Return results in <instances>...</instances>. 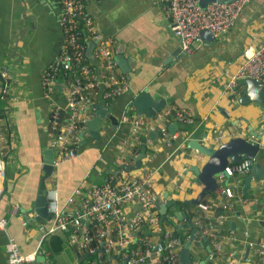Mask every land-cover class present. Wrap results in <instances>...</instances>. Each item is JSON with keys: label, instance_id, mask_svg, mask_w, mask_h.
<instances>
[{"label": "crops", "instance_id": "1", "mask_svg": "<svg viewBox=\"0 0 264 264\" xmlns=\"http://www.w3.org/2000/svg\"><path fill=\"white\" fill-rule=\"evenodd\" d=\"M87 5L102 33L115 39L116 54L123 53L126 72L119 67L131 91L109 101L100 99L95 105L106 107L115 119H105L98 138L86 133L77 156L55 165L48 189L57 191L60 207L67 205V199L78 187L85 197L93 186L123 170L139 174V168L129 171L121 166L135 165L134 157L141 151L144 139L147 149L142 164L154 170L157 200L166 203L173 199L177 210L185 209L186 205L178 204L194 199L202 190L192 168L200 167L208 156L189 146L193 139L218 147L238 135L249 139H256L253 137L258 135L261 147L254 166L258 161L261 168L257 172L261 174L264 107L256 101L240 102L247 92L244 81L241 80L234 98L227 84L230 74L244 62L243 53L252 36L258 43L264 35V0H247L235 26L227 34L211 39L200 35L192 54L182 51L160 0H87ZM60 15L61 7L56 0H0V129L5 130L7 138L4 148L7 175L0 199V216L8 219L7 229L0 231V264H10L9 237L18 242L24 253L36 254L34 264H42L37 259L41 254L46 257L45 264H84L92 255H97L100 264L114 259L78 251L71 241L72 226L44 234L39 225L46 220L29 221L30 227L26 228L21 217L11 213L14 206H19L23 218L25 213L35 214L34 204L44 174V154L50 148L44 129L51 106L44 96L42 75L63 39ZM4 79L9 87L8 93L2 96ZM144 89L151 92L161 109L187 110L194 119L193 124L171 122L168 131L172 136L167 139L160 132L147 129L134 134L132 120L141 113L132 102ZM52 95L58 104L65 105L62 79L56 83ZM97 110L95 107L94 116ZM161 126L158 124V129ZM218 130L224 131L219 140L216 139ZM149 155H153L151 160ZM245 178L242 177L241 191L248 200L238 203L221 226L224 232L237 236L228 246L237 264L256 261L258 244L264 238V176L254 177L247 190H244ZM209 198L208 195L206 200ZM137 209L136 203L126 206L130 213ZM187 209L188 213L198 210L197 205ZM166 215L169 218L175 214L168 209ZM167 222L182 244L191 237L192 228L188 227L187 219ZM198 233L192 247L193 264L211 253L208 246L212 249V241L208 239L202 245V235Z\"/></svg>", "mask_w": 264, "mask_h": 264}, {"label": "built area", "instance_id": "2", "mask_svg": "<svg viewBox=\"0 0 264 264\" xmlns=\"http://www.w3.org/2000/svg\"><path fill=\"white\" fill-rule=\"evenodd\" d=\"M61 7L60 25L63 39L53 61L42 75L44 96L48 98L51 114L47 118L45 133L49 147L57 154L54 163L77 156L81 133L88 121L94 117L95 104L109 101L131 91L126 75L116 60L115 39L99 29L95 17L89 10L87 0H56ZM170 19V27L178 37L182 51L192 54L195 42L204 29L214 38L227 34L236 24L247 0L209 2L204 7L200 0H160ZM253 40L243 53L244 62L230 74L227 90L234 98L242 79L264 81V35L258 43ZM94 43L93 55L87 53ZM59 79L64 82V106L57 103L52 93ZM2 96L8 93V82L4 79ZM193 118L185 109L165 107L147 117L144 114L133 120V133L142 129L160 132L166 139L172 135L168 126L173 121L193 124ZM158 124L162 126L158 129ZM5 130L0 129V199L4 194L7 163L4 148L7 147ZM224 131L218 130L216 139ZM153 155L148 156L151 160ZM254 159L245 158L240 163H230L218 176V187L197 205L192 213L194 226L201 235L212 241L211 264H237L236 256L228 246L237 236L221 229L235 206L244 204L248 198L241 191L242 177L250 173ZM139 174L123 170L100 185L93 186L87 195L76 188L60 207L55 189L48 191V210L51 219L39 225L40 230L54 232L73 227L71 241L78 251L98 253L103 258L114 255L109 264H180L182 247L167 220L177 223L175 215L162 219L154 189V170L142 164ZM136 203L133 213L126 206ZM12 215L21 217L24 227L29 221L22 217L19 206H14ZM8 219L0 216V231L7 229ZM256 261L249 264H264V238L259 242ZM10 264H34L35 253H24L18 242L8 238Z\"/></svg>", "mask_w": 264, "mask_h": 264}, {"label": "water", "instance_id": "3", "mask_svg": "<svg viewBox=\"0 0 264 264\" xmlns=\"http://www.w3.org/2000/svg\"><path fill=\"white\" fill-rule=\"evenodd\" d=\"M217 0H200V5L205 6L209 2H215ZM226 1V0H220ZM207 36L206 39L213 38V34L204 29L201 32V36ZM94 43L91 42L89 44L87 53L89 56L93 55ZM123 53L117 51L116 60L118 61V65L122 68L124 72H126V67L124 66V57ZM246 83V94L240 99L241 103H249L251 101H256L260 103L264 107V81H257L251 78L242 79ZM132 105L136 108V110L141 114H146L151 117L154 115L155 111L162 108L158 102H156L151 92L148 89H144L139 92L132 102ZM97 110V114L91 118L87 123V128L81 133V138L84 139L86 133H89L92 137L98 138L100 137V129L103 126L105 119L109 118L114 120L115 117L109 113L108 109L99 104L95 105ZM253 138H248L246 136L238 135L232 137L226 142L221 143L218 147L206 146L200 143L198 140L193 139L189 142V146L196 149L200 153L207 155L208 159L199 167H193L192 170L197 177V183L202 185V190L198 193V195L194 199L183 201L182 204H178V206L182 207L186 205L185 209L177 210V204L175 200L170 199L166 203H160L157 200L159 213L162 216V219L167 218V210L170 209L174 211L175 216L178 220L187 219V225L189 228H192L191 237L182 244L180 253H179V262L180 264H193L194 260L192 258V247L194 244V240L200 235L198 233V229L194 226V222L192 220V213H188V207L192 205L200 204L208 195H211L218 187V174L225 169L230 163H240L245 158H252L257 160L258 153L260 151L261 143L258 140L259 136L254 135ZM146 140L142 141L141 151L134 157L136 163L135 165H122V168H126L129 171L138 169L142 165V160L146 155ZM44 157V165L43 171L44 174L41 177L40 185L38 189V195L36 198V202L34 204V215L30 216L29 213H25V218L28 221L33 220H49L51 219V215L48 210V199L47 193L48 189V179L52 176V173L55 168V152L52 148H49L45 152ZM261 168L259 162L255 163L251 173L246 175L244 190L250 186V183L254 177L264 176V168L261 170V174H258L257 169ZM181 228L179 225L178 229ZM208 242V238L206 236H202L201 244L204 245ZM211 246H208L209 253L211 252ZM87 255H85L86 257ZM115 256L110 255L108 259L111 260ZM38 261L45 264L46 257L44 255H39L37 257ZM210 260V254L198 264H206ZM109 264V263H108Z\"/></svg>", "mask_w": 264, "mask_h": 264}, {"label": "rangeland", "instance_id": "4", "mask_svg": "<svg viewBox=\"0 0 264 264\" xmlns=\"http://www.w3.org/2000/svg\"><path fill=\"white\" fill-rule=\"evenodd\" d=\"M84 264H100L97 255L90 256Z\"/></svg>", "mask_w": 264, "mask_h": 264}, {"label": "trees", "instance_id": "5", "mask_svg": "<svg viewBox=\"0 0 264 264\" xmlns=\"http://www.w3.org/2000/svg\"><path fill=\"white\" fill-rule=\"evenodd\" d=\"M212 194H213V193H212ZM204 200H206V198H205ZM95 254H96V253H95ZM208 263L210 264V263H211V261H209Z\"/></svg>", "mask_w": 264, "mask_h": 264}, {"label": "bare ground", "instance_id": "6", "mask_svg": "<svg viewBox=\"0 0 264 264\" xmlns=\"http://www.w3.org/2000/svg\"><path fill=\"white\" fill-rule=\"evenodd\" d=\"M44 240V239H43Z\"/></svg>", "mask_w": 264, "mask_h": 264}]
</instances>
